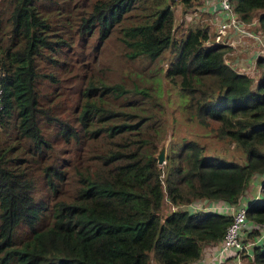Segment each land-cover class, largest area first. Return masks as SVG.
Listing matches in <instances>:
<instances>
[{
  "label": "trees",
  "instance_id": "obj_1",
  "mask_svg": "<svg viewBox=\"0 0 264 264\" xmlns=\"http://www.w3.org/2000/svg\"><path fill=\"white\" fill-rule=\"evenodd\" d=\"M173 1L0 0V264H187L223 237L231 215L171 204H240L254 176L263 181L247 204L257 224L248 236L260 233L264 56L255 58L254 80L225 60L230 46L205 43L207 26L175 37ZM231 3L247 21L264 9V0ZM130 11L136 19L126 20ZM256 17L264 36V10ZM114 30L129 57L171 48L166 74L187 95L184 107L200 123L214 122L211 129L238 146L243 161L204 153L185 137L163 167L157 163L159 103L143 101L148 90L137 81L107 80L85 57L75 61V48L84 53L92 41L96 50ZM65 60L64 70L56 68ZM45 123L57 128L58 147ZM36 176L45 191L36 189ZM250 263L264 264V236Z\"/></svg>",
  "mask_w": 264,
  "mask_h": 264
},
{
  "label": "rangeland",
  "instance_id": "obj_2",
  "mask_svg": "<svg viewBox=\"0 0 264 264\" xmlns=\"http://www.w3.org/2000/svg\"><path fill=\"white\" fill-rule=\"evenodd\" d=\"M195 5L186 4L181 0H174L172 7L174 11L173 17V34L179 38L182 36L190 25H204L208 27L209 33L205 43H210L214 40V34L216 29V22L220 20L221 10L214 9L213 12L209 9H202L204 4L214 5L215 0H198ZM194 8V9H193ZM135 10V9H133ZM132 10V11H133ZM264 9L256 8V13L263 11ZM132 11L128 13L126 20L136 19V14ZM215 17V18H213ZM247 21V20H246ZM245 22L243 25L246 28H251V21ZM255 26V25H254ZM75 28L73 27V31ZM97 31H94L96 33ZM117 30L111 32V34L104 39L99 47L94 49V42L89 41L87 47L82 53L75 48V61L78 56L85 57L82 61L84 65L90 69L94 74H102L103 78L107 80H124L127 85H130L132 81H137L140 86H144L148 90V95L143 98V101L147 103L158 102L155 107V115L160 120L161 134L160 137L155 140L156 147L154 155L157 154L161 144L165 145V157L164 161L158 163L161 167L167 162L168 156H173L180 147L183 138L197 139L204 146V153H218L227 158H233L243 161L242 150L236 146L233 142L219 137L215 134V130H212L214 122L209 124H202L197 119L190 115L189 111L184 107L183 99L187 97L180 87L178 80H172L166 74V66L168 60L172 57L173 52L171 48H166L158 56L150 58L144 54L137 55L135 57H129L127 50L123 43H121L117 37ZM96 36V35H94ZM93 36V37H94ZM77 39H75L76 41ZM95 42H98V38L95 37ZM76 42L75 44H77ZM229 50V48L227 49ZM225 52V58L228 62L231 61L232 51ZM230 58V59H229ZM256 58V57H255ZM233 61V60H232ZM244 61L240 59L241 63ZM68 61H59L60 68L64 70L65 64ZM44 65H48L44 64ZM77 67V64L72 67ZM249 73L257 79L259 74V68L249 70ZM179 78V76H176ZM79 90L75 93V98L78 95ZM136 98V97H135ZM65 104V103H64ZM57 106L61 109L63 106ZM68 104L74 105V100L68 101ZM44 126L48 129V136L54 139L55 146L58 147L61 139L57 133V128L51 123H45ZM75 147H72L74 149ZM156 157V156H155ZM163 176V172H162ZM35 186L37 190L45 191L47 189L45 181L36 176ZM258 181V180H257ZM263 179H259V183L253 185V179H251L244 191L248 196L252 198L260 196L261 183ZM246 200V199H244ZM169 207H167V210ZM166 210V208H165ZM165 212V211H163ZM263 238V236H261ZM259 238V240L261 239Z\"/></svg>",
  "mask_w": 264,
  "mask_h": 264
},
{
  "label": "built area",
  "instance_id": "obj_3",
  "mask_svg": "<svg viewBox=\"0 0 264 264\" xmlns=\"http://www.w3.org/2000/svg\"><path fill=\"white\" fill-rule=\"evenodd\" d=\"M204 8L209 9L212 12L214 9L221 10L219 15L221 18L216 22V32L213 35L214 40L212 42L225 43L228 46H231V49L227 51H233L234 48L244 46V43H246L245 39L248 38L251 41H255V44L257 45L255 49L257 55L259 54L264 56V36L262 31L253 25H251V28H246L243 25L244 19L235 12L231 0H215L214 5L204 4L202 9ZM244 21L249 22L246 20ZM250 21L253 22V19ZM226 59L227 58H225V60ZM228 63L237 70L247 73H249V70L251 71L257 68L255 60L249 62H245L244 60L241 63L238 60V62L235 64L234 61L231 60V62ZM1 106L2 103H0V108ZM171 208L222 209L231 215L230 223L228 224L223 237L219 240V252L216 256L215 262H213L215 264H228L226 261L228 256L234 255L239 259V256L243 250H247V248L253 246L258 242L259 238L264 235V221H261L258 224L261 230L259 234L245 240L241 238L240 232L247 222V205L245 203L233 204L226 203L223 200H194L184 203L171 204ZM256 225L257 224H255V226Z\"/></svg>",
  "mask_w": 264,
  "mask_h": 264
},
{
  "label": "crops",
  "instance_id": "obj_4",
  "mask_svg": "<svg viewBox=\"0 0 264 264\" xmlns=\"http://www.w3.org/2000/svg\"><path fill=\"white\" fill-rule=\"evenodd\" d=\"M252 19H253V22H251L252 23L251 25L258 26L259 24L258 19L257 18L256 19L252 18ZM245 40H246V43H244V46L234 48L232 51L234 54L232 53L233 55L231 56V60L234 61V64L237 63L238 60L240 59L245 60V62L253 61L255 60V57L259 55V54L257 55V52L255 51L257 47V45L255 44V41L253 40L251 41L248 38H246ZM229 49H231V46ZM260 178H262V176H254L253 185H255L256 183L258 184ZM244 195H245L246 200L243 199V202L245 203L249 202V200H251V197H253V195L248 196L246 193H244ZM252 226H255V223L252 220L247 218V222L243 226V229L240 232L241 238L243 240L251 237V236L250 237L248 236V231H249V228H251ZM260 242H263V238L258 240L257 243H260ZM255 244L247 248V250L246 249L243 250L239 256V259L234 255L228 256V258L226 259L227 263L228 264H251L250 260L252 259V251H253V247L255 246ZM219 247H220L219 241L206 243L202 248L201 256L189 261L187 264H215L213 262H215L216 260V256L219 252ZM152 264H155V263H152Z\"/></svg>",
  "mask_w": 264,
  "mask_h": 264
},
{
  "label": "water",
  "instance_id": "obj_5",
  "mask_svg": "<svg viewBox=\"0 0 264 264\" xmlns=\"http://www.w3.org/2000/svg\"><path fill=\"white\" fill-rule=\"evenodd\" d=\"M156 156V159H157V162L158 163H161L164 161V157H165V145L161 144L159 149H158V152L157 154L155 155Z\"/></svg>",
  "mask_w": 264,
  "mask_h": 264
},
{
  "label": "clouds",
  "instance_id": "obj_6",
  "mask_svg": "<svg viewBox=\"0 0 264 264\" xmlns=\"http://www.w3.org/2000/svg\"><path fill=\"white\" fill-rule=\"evenodd\" d=\"M241 203H245V202H241ZM246 205L248 204V202L247 203H245ZM228 213V212H227Z\"/></svg>",
  "mask_w": 264,
  "mask_h": 264
}]
</instances>
